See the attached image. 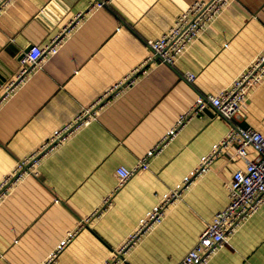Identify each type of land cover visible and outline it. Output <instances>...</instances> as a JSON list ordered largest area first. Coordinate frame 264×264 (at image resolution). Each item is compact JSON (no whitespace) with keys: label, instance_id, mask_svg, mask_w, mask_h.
Returning a JSON list of instances; mask_svg holds the SVG:
<instances>
[{"label":"crops","instance_id":"obj_1","mask_svg":"<svg viewBox=\"0 0 264 264\" xmlns=\"http://www.w3.org/2000/svg\"><path fill=\"white\" fill-rule=\"evenodd\" d=\"M192 1L108 0L79 19L56 54L0 100V178L81 108L94 104L95 112L44 151L37 173L19 179L0 200V264H102L166 191L183 185L230 126L264 135L263 79L231 120L207 103L161 141L181 114L228 85L264 47V0H232L175 64L132 74L149 54L147 40ZM87 2L7 3L0 11V94L22 49L47 42ZM186 71L195 74L190 82ZM148 153L147 167L114 190L115 168H131ZM254 156L248 147L247 157ZM244 167L232 147H222L118 264H176L227 203L232 172ZM206 264H264V201Z\"/></svg>","mask_w":264,"mask_h":264},{"label":"built area","instance_id":"obj_2","mask_svg":"<svg viewBox=\"0 0 264 264\" xmlns=\"http://www.w3.org/2000/svg\"><path fill=\"white\" fill-rule=\"evenodd\" d=\"M13 1L0 0V11L7 3ZM231 1L193 0L186 8L178 12L172 23L157 37L147 40L149 54L132 70V74L145 71L151 64H175L190 44L200 37ZM107 2L108 0H88L84 10L77 12L69 24L65 25L60 32L42 45L31 44L27 50L23 51L17 60L18 69L14 77L3 87L0 100L5 98L19 83L23 82L31 71L37 69L41 60L56 54L79 19L89 16L90 13L104 6ZM194 76L195 74L190 71L184 73L188 82L192 81ZM126 79L128 84L133 82L131 75ZM263 79L264 47L228 85L219 89L214 95H208L204 99L197 100L192 107L181 114L176 126L170 128L161 141L171 137L184 120L194 114H200L207 103L215 108L218 116L225 120H231L246 103L250 91L258 86ZM93 106L94 104H91L81 108L68 122L50 132L46 140L36 146L35 149L14 161L12 168L0 178V200L6 196L19 179L28 174L35 175L37 173L36 165L44 151L46 152L58 144L69 133L87 123L91 118H95ZM227 145L232 147L234 155L245 161V167L232 172L231 178L226 182L227 203L214 213L210 221L205 223L196 241L176 263L206 264L220 247L228 243L231 235L264 201V135L249 126H230L227 133L212 144L211 150L200 156L198 164L183 178V185L178 182L171 190L166 191L160 202L154 204L139 218L136 227L112 249L110 258L105 259L102 264L122 262L128 249L138 242L144 232L162 219L167 204L180 195L182 188L189 183V177L206 172L212 157ZM248 147L255 152L253 158L247 157ZM149 155L150 153L140 158L137 164L131 168L124 165L117 166L114 171L117 180L114 190L119 188L135 171L146 168ZM111 193L102 199L105 206L110 202ZM66 240L67 237L61 240L55 251H58Z\"/></svg>","mask_w":264,"mask_h":264},{"label":"water","instance_id":"obj_3","mask_svg":"<svg viewBox=\"0 0 264 264\" xmlns=\"http://www.w3.org/2000/svg\"><path fill=\"white\" fill-rule=\"evenodd\" d=\"M31 44H27L23 49H22V51H25V50H27L28 49V47L30 46ZM21 54H22V52L21 53H19L17 56H16V60H18L19 59V57L21 56ZM11 56H13V54H11ZM13 61V60H12Z\"/></svg>","mask_w":264,"mask_h":264}]
</instances>
